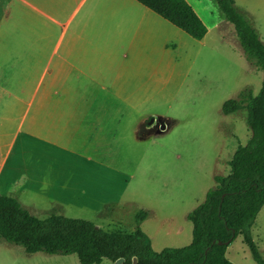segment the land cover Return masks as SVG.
<instances>
[{
    "label": "rangeland",
    "instance_id": "1",
    "mask_svg": "<svg viewBox=\"0 0 264 264\" xmlns=\"http://www.w3.org/2000/svg\"><path fill=\"white\" fill-rule=\"evenodd\" d=\"M77 1L69 7V0H58L59 7H52L53 18L66 22ZM189 1L194 4L193 0ZM202 1L208 18L199 13L201 21L210 26V13L214 19H219L220 14L212 0ZM234 2L264 43V0ZM195 8L198 11L196 5ZM20 15L12 12L10 21L4 25L10 33L0 35V154L3 155L9 143L18 136L19 122L31 93L37 92L35 106L41 93L49 89L52 70L59 62L57 56L69 42L67 30L58 55H55L53 46L59 27L50 22L40 24L43 18H21ZM221 22L209 29L200 41L179 32L183 37L180 41L183 51L178 57V67L168 72L165 81L154 83L150 97L139 108L140 114L160 115L174 122L167 121L166 130L155 127L153 138L132 145L131 161L122 163V171L132 174L133 178L124 186L118 208L107 206L91 216L80 208L78 195L41 193L37 194L65 199L67 202H64L70 204L69 209L58 210L56 205L45 203L42 197L39 200L40 196L35 194L31 196L38 199L23 200L22 207L38 219L51 215L86 218L106 232L124 234L134 232L135 215L146 211L148 216L140 229L150 238L155 252L188 246L192 225L187 215L214 187V176L229 173L227 163L235 148L238 144L245 145L251 136L246 110L225 116L221 113L222 105L237 99L245 90L257 95L263 79L262 72L251 67L245 59L233 27L230 24L222 26ZM19 143L20 138L0 177V194L16 200L20 188L13 182L11 166L16 161ZM122 150L127 155L124 147ZM251 234L264 258V206L255 219ZM20 251V247L0 242V257L3 259L10 260ZM225 256L233 264H256L241 234L229 244ZM57 257L66 259L62 264H79L75 255ZM101 264L116 262L103 260Z\"/></svg>",
    "mask_w": 264,
    "mask_h": 264
},
{
    "label": "crops",
    "instance_id": "2",
    "mask_svg": "<svg viewBox=\"0 0 264 264\" xmlns=\"http://www.w3.org/2000/svg\"><path fill=\"white\" fill-rule=\"evenodd\" d=\"M88 1H77L62 23L51 14L53 6L59 7L58 0H0V35L10 33L4 25L12 12L21 18H43L40 24L59 27L53 46L58 55L69 30V42L57 56L49 89L35 106L37 92L31 93L17 138L9 143L6 154H0L1 177L20 138L11 175L20 188L17 201L21 206L23 200H36L31 195L41 193L78 195L80 208L91 216L107 206L118 208L124 186L133 178L122 171V163L131 161L132 145L153 138L155 127L166 130L167 121L174 122L140 114L139 108L150 97L154 83L165 81L168 72L178 67L182 31L134 0ZM193 1L186 0L201 20L199 13L208 18L204 1ZM75 2L69 0V7ZM221 20V15L214 19L210 13V26L204 23L207 34ZM49 196L42 197L45 203L69 209L65 199ZM21 250L10 260L0 257V264H62L66 260L57 257L61 255Z\"/></svg>",
    "mask_w": 264,
    "mask_h": 264
},
{
    "label": "trees",
    "instance_id": "3",
    "mask_svg": "<svg viewBox=\"0 0 264 264\" xmlns=\"http://www.w3.org/2000/svg\"><path fill=\"white\" fill-rule=\"evenodd\" d=\"M195 40H202L207 28L186 0H134ZM230 24L242 53L263 79L257 95L250 90L226 101L223 115L246 110L251 136L238 144L226 176H214V187L187 215L192 225L191 242L182 248L152 249L148 236L140 229L147 212L135 215L132 234L106 232L91 221L51 215L38 219L17 200L0 195V242L17 246L28 254L76 255L80 264H100L103 260L122 264H233L226 256L229 244L241 234L253 261L264 264L251 229L264 206V43L249 21L237 11L233 0H212Z\"/></svg>",
    "mask_w": 264,
    "mask_h": 264
},
{
    "label": "water",
    "instance_id": "4",
    "mask_svg": "<svg viewBox=\"0 0 264 264\" xmlns=\"http://www.w3.org/2000/svg\"><path fill=\"white\" fill-rule=\"evenodd\" d=\"M163 128V127H162ZM123 259H118L117 261H116V264H122L123 263ZM132 264H137V259L136 258H133L132 259Z\"/></svg>",
    "mask_w": 264,
    "mask_h": 264
}]
</instances>
